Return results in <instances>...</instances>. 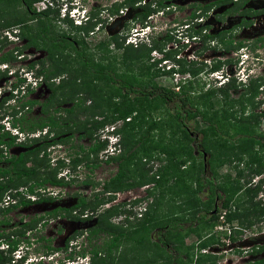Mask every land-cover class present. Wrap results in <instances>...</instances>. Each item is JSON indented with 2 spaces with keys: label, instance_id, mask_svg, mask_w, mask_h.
I'll use <instances>...</instances> for the list:
<instances>
[{
  "label": "trees",
  "instance_id": "1",
  "mask_svg": "<svg viewBox=\"0 0 264 264\" xmlns=\"http://www.w3.org/2000/svg\"><path fill=\"white\" fill-rule=\"evenodd\" d=\"M33 1L35 0H24L25 6H23V0H6V4L13 7V13H8V16H4L2 13L5 8L2 7L0 9L1 29L9 27L8 25L10 24H23L25 22L26 25L27 20H38L37 22L41 24L39 28L33 29V25L28 24L23 27H25L24 30L30 33V35H26L22 27L19 35L26 38L25 46L32 44L37 48L44 49L46 52L44 58L38 61L34 60V62L31 61L27 65L33 69L35 62L38 64V68L33 69V72L35 75H41L48 89L46 98L40 103V114L34 120L29 119L26 113L20 112L16 115L19 112L18 109L22 110L23 107L28 108L36 103V100L30 98L23 100L22 97H25L32 90L31 88L24 89L23 87L22 99L18 100L15 104L17 110H13L11 114V126L17 128L23 134L36 129L41 131L45 127L47 134L52 132L54 137L58 136L57 141L63 143L70 136V133L61 135L65 131L82 129L80 137L87 136L90 138V129L101 128L105 123H111L118 118H127V120H124L123 126L116 129V132L120 134L118 144L122 151L116 155H110L104 160V162L117 161L116 172L102 182L101 189L108 194H106L105 198H97V193L94 192L91 199H88L86 196L76 195V203L70 209L76 208L80 213L88 209L91 215H96L93 214L96 205L110 201L112 199L110 197L112 196L108 195H111V193L142 185L144 181H148V178H145L143 173H140V177L136 180L129 179L130 177L127 176V168L124 164H126V161H130L138 152L144 155L149 153L146 143L148 142L149 132L156 127L150 113L155 112L160 106L165 108L170 106V126L173 129L180 130L183 138L186 140L184 145L178 147L172 145V149H165L163 151L166 156V162L159 166L158 175H156V177L158 176V180L156 181L162 182V188L165 191H160L161 193L156 198H162L166 195L164 193H167L165 203L172 204L168 205L167 209H165L167 211L163 214L165 216H158L154 214V211H145V213L143 212L144 216L131 222L127 227H121L109 222L108 218L118 212V205H125L126 201H117L112 206L104 208L103 211L97 213V221L89 228L87 238H90L89 236L91 235H97L99 232H105L107 239L101 248L92 245L89 251V264H104V253L109 256L117 250L121 243L125 245V241L131 240V232L139 230L142 231L143 235H140L135 243L139 245V250L136 249L143 256L139 255V259L135 261V264H155L153 263L154 261L151 262L152 259L150 260L148 254L144 253V251H149L154 254V259L161 257L159 251H154L157 250L159 243L151 241L149 233L156 227L165 228L169 222L162 224L161 221L163 219H171L170 222L175 224L181 219L184 220V216L181 215L182 210L187 211V216L190 215L191 218L199 217L197 214L200 207L204 208L205 213L208 214V219L206 218L207 223L204 220H200L201 218L199 217V221H203V229L206 233L204 237H200L201 239L198 238L197 240L198 250L210 247L213 243L220 244V237L236 241L239 239L241 227L251 226L253 222L257 221L258 216L264 217V204L262 203L261 205V202L252 199L257 189H259L258 186L246 188L242 184L233 183L235 182L233 179L238 182V177H240L242 172L238 168L240 161L248 158L264 162L261 157L255 156L260 149L254 148L257 146L264 147V133H259L256 130V125L259 119L264 116V113L257 114L252 112L256 106L252 99L257 87L264 83V75L263 77L248 78L246 82L242 83L240 96L236 99L232 98L229 92L237 86L233 78H230L227 83L214 88L209 85L204 88L207 83L205 81L199 83L195 79L202 68H206L208 72L217 70L222 63H228L229 60L210 61V65L194 61L187 64L177 62L176 68H171L168 72L170 74L175 72L178 75L187 76L186 78L178 79L177 90L170 89L158 85L150 77L143 78V73L145 74L144 71L148 68L144 60L148 59V54L152 49L158 47L154 38L150 39L149 46H146L141 41L132 46L131 44L123 45L122 41L118 40L119 37L113 35L106 40L98 41L94 44V47L105 52H110L109 46L112 44L111 49L115 50L114 55L112 57L109 56V58L105 55L107 59L105 62L100 59L95 60L86 51L82 38L71 36L70 32L64 30L60 33L55 32L52 29L54 21L52 20V16H50V8L35 12L31 8V2ZM139 1L122 0L121 3L137 7L138 11L135 16L144 20L153 9L149 6V3H138L135 6L134 3ZM219 2H223V0H219ZM156 3L163 6L161 5V0H157ZM208 5L204 3L201 5L194 4L193 9L189 11L188 19L196 17L197 10L198 13L205 11ZM117 8V6L112 5L109 8V12L111 14L116 13ZM63 22L70 24L69 20H63ZM93 24L94 22H88L87 25L76 26V28L77 30L86 32ZM198 32V30H193L189 36H198ZM202 36L204 39L211 40L216 35L204 33ZM0 40L1 44H3V40ZM218 41L224 50L230 47L235 49L241 45L240 41L233 44L231 39L223 36H218ZM9 53V51H5L3 54H0V63L10 60ZM54 56L57 59H52ZM69 61L70 63H68ZM115 61L120 62L125 70L119 68V65L115 64ZM155 62L152 63L154 64ZM197 64H201V66H197ZM63 72L65 73V77L59 78L58 82L53 83L52 81H48L55 76L61 75ZM18 81L22 82L23 79L19 78ZM242 97H244L243 101ZM86 99L91 100L89 105L85 104ZM66 102H69L67 106L60 107L62 103ZM247 103L251 104L253 108L247 114H244ZM58 110H62V113H58L55 116L54 112ZM237 112L238 114H236ZM97 115L100 116V119L94 118ZM196 118H199V121H196ZM186 121H193L195 126H192V130H197L200 133L199 149H197L196 155L201 160L198 161V168L193 176L194 186L188 185L182 179L183 175H180L185 171L183 170L184 164L190 161L193 166L195 162L194 158H196L194 148L191 145L194 138L191 136V131L188 130ZM142 124L144 125L143 133L136 139L131 138L130 134L127 133L128 129L134 126L141 127ZM200 124H202V127H199ZM0 128V164L2 163L1 161L5 162L4 166L0 165V201L7 190H14L11 193L8 192L14 198L20 195V198L16 199V203L0 207L1 214L10 211L18 204L25 205L29 203V198H25L24 196L22 199V191H17V188L20 186L25 187L23 193L33 194L37 192L34 191L37 188L44 189L45 184L61 186L67 183L62 178L56 177V167H50L46 162L44 148L51 142H54L53 138L47 140L44 137L40 142L36 138H33L31 140L33 145L23 144L20 141H15L16 135L10 134L1 125ZM229 130H231V133H229ZM13 144H23L25 148L17 156L3 157L1 147H9ZM105 145L104 139L93 138L92 142L87 147H84L83 150L81 146H78L77 149L80 151L77 150V154L70 158L71 165L75 166L84 161L85 166L89 167L90 170L93 169L99 163L96 158L97 153ZM40 152H42V156H39ZM81 152H83L82 155ZM179 154L182 157H179ZM205 154L208 155L205 161L209 171L208 176L204 174V163H202V157ZM26 161H29V164H26ZM233 161H235L232 165L235 168V177H232L228 173L222 176L220 182L216 181V168L221 164L230 165ZM37 169L41 170V173ZM169 178L172 179L171 183H167ZM81 183H92V181L85 178L81 180ZM95 184H98V182L93 183V185ZM204 189H206L205 198L201 200L196 195ZM239 191H242V193L237 196L236 193ZM227 195L229 200L228 198L224 199ZM222 196H224L223 199H221ZM231 196L232 198H230ZM175 198L179 200L182 198L183 201H177ZM215 198L221 199L219 207L225 208L224 221L230 226L229 232L225 230H213V223L217 218L219 208L213 205ZM49 199L50 197L48 196H39L37 201ZM139 200L134 198L128 200L127 203L130 206L131 204H136ZM157 202H160V199H157ZM183 203L185 206L181 209ZM232 205L234 208L231 207ZM119 212H122L124 219H127L131 211L126 208H120ZM185 220L190 221L191 219L187 217ZM233 221L236 223L235 225L240 226L238 229H234ZM102 222L103 225L101 224ZM28 225H31V223H28ZM188 228L190 227L188 226ZM17 232L22 234V231ZM195 232L199 236V230ZM1 236L2 233H0ZM178 240L181 241V239ZM4 242L6 244L5 251L11 252L15 249L18 240L4 239ZM180 248L182 249V256H180L179 260L181 261L180 264H185L183 261L185 258L188 264H215L218 258L216 254L197 251L195 258L192 260V258H189L191 245L180 246ZM48 249L51 248L48 247ZM102 251L103 256H100ZM3 252L0 249V264H10V258L5 256ZM134 252L136 253L135 250ZM135 253L132 258L136 256ZM245 264H264V258Z\"/></svg>",
  "mask_w": 264,
  "mask_h": 264
},
{
  "label": "rangeland",
  "instance_id": "2",
  "mask_svg": "<svg viewBox=\"0 0 264 264\" xmlns=\"http://www.w3.org/2000/svg\"><path fill=\"white\" fill-rule=\"evenodd\" d=\"M120 1L121 0H44V3L50 7V16H52V20H54L52 29L57 33H60L63 30L71 32V36L82 38L84 45L86 46V51L89 52L91 57L95 60L100 59L105 62L107 61L105 55H107L108 58L109 56L112 57L114 55L115 50L111 49L112 44L109 46L110 52H105L104 50H99L94 47V44L98 41L106 40L113 35H117L119 37L118 40L122 41L123 45L131 44L132 46L136 45L139 41L146 44V46H149L150 39L154 38L158 47L152 49L148 54V59L144 60V63L148 68L144 71L145 74L143 73V78L145 79L150 77L151 80L155 81L158 85L175 90L178 79L186 78L187 75H178L176 73L170 74L168 71L171 68L175 69L177 62L187 64L192 63L194 60L195 62L197 60V62L201 61L208 63L210 60L222 61L229 58L228 63H222L217 71L208 72L206 68H202V71L200 70L198 72L195 79H197V82L199 83L205 81L209 86L214 88L219 86V84H222L229 74L236 80V88L229 91L231 97L236 99L240 96V90L242 89L241 83L245 81L247 75H258L263 77L264 39L259 41V39L255 37L260 36L258 38H263L264 17L259 19V24L254 25L255 27H253V29L247 30L246 28L233 27L236 23L238 14L235 15L232 13L231 16L227 15L220 20L217 17L214 18V14H219L220 9H216L214 12V9L211 10L210 6H208L205 11H201L202 14L204 12V16L200 13L196 19H188L189 10L193 9L194 4L201 5L210 0H161V5L163 6L157 5V0H145L153 9V13H149V16L145 17L144 20H141L135 16L138 11L137 7L123 5ZM142 1L143 0H141V2ZM75 3H79L86 7L92 6V15H94L95 18L100 16L99 20L94 21L96 22L95 25L88 29V31H83L84 33L82 35L73 25L74 22L69 16H67V18H69L72 22L70 21V24L68 22H63V20H68L63 18L65 16L63 10L65 8H71L72 4ZM251 4L252 5H250L249 2H246L245 7L252 9L258 8L255 7V2L251 1ZM258 4L260 8L264 7V1ZM0 5V9L2 7L5 8L2 12L4 16H8V13H13L12 5H10V7L9 4H6V0H0ZM112 5L118 7L117 14H110L108 12L107 9ZM9 9L11 10L8 11ZM23 26L22 29L25 34L30 35V33H27L24 30L25 27ZM230 26H232L231 29H229ZM14 27L15 26H11L9 28L13 29ZM9 28H0V39L3 40V44H1L2 42L0 40V54H3L5 51L10 52V61L0 63V73H2L0 75V125H2L4 129L8 128V121L12 116L11 114L13 110H17V107L13 106L18 102V100L22 98L23 100L30 98L37 101L36 104L28 107L27 110L18 109L19 112L16 114L18 115L20 112H24L29 119H32L38 114L39 103L42 102L48 94V89L46 88L45 81L41 78V75L36 74L37 77L35 79L32 78L33 75L29 76L30 70L33 71L34 68H38V64L35 62L33 69L27 66L31 61L34 62V60L44 58L43 56L45 55V50L35 46H29L30 48L24 47V49L22 46L25 40L24 38L17 37L7 41V38L10 36V32L8 31ZM220 28L223 31L226 30V33H222L218 36L226 37L231 35L237 40L244 39V46L236 51L228 50L224 52L220 51L218 47H215L214 41H218L217 35L215 36L216 38L214 36L212 37L213 40L204 39L202 36L204 33H216L218 30H221ZM193 30L199 31L197 37H189ZM22 52L23 56L19 55ZM200 53L201 55L197 56ZM54 58L55 56L52 59ZM156 60L159 61L155 62ZM115 62V64L119 65V68L125 70L120 62ZM152 62L155 63L153 64ZM68 63H70V61ZM197 66H201V64H197ZM168 67H170L169 70ZM23 71L27 72L26 76H23ZM241 71H244L245 74H240ZM61 76L65 77V73L63 72L61 75L55 76L48 81L55 83ZM20 77H23V82L18 81ZM29 78H31L30 82H28ZM23 86L24 89L31 88L32 90L29 94L25 95V97L21 98V88ZM206 87L207 86H204V88ZM243 98L244 97L241 98L242 101ZM252 100L254 104H256L252 112L257 114L262 112L264 113V83L257 87ZM90 101V99H86L85 104L89 105L91 103ZM68 103L69 102L62 103L60 107L67 106ZM251 108H253L251 104L247 103L244 114H247ZM170 112V106L167 108L160 106L155 112L150 113L156 127L149 132L148 142L146 143V148L149 149V153L144 155L141 152H138L130 161H126V164H124L127 168V176L130 177L129 179L136 180L140 177L139 174L143 173L144 177L148 178V181H144L142 185H137L111 193V195L108 196H112L110 197L112 199H110L107 203L105 202L101 205H96V209L93 211V214L97 215V213L103 211L104 208L112 206V204L117 201H126L125 205H118V212L109 217L108 221L121 227H127L131 222L144 216L145 211H154V214L162 216L165 213L167 206L172 205L165 203L167 193H164V195L166 194L165 196L162 194V198H156V196L161 193L160 191L165 192L162 188V182L156 181L158 180V176L156 177V175H158L159 166L166 162V156L163 151L165 149H172V145L174 147H178L180 145H184L186 142L180 130L173 129V127L170 126ZM58 113L61 114L62 110L54 112L55 116ZM236 114H238V112ZM94 118L100 119V116L97 115ZM124 120L125 119L118 118L111 123H105L102 127L111 126L113 123H115L118 127H121L123 126V122H125ZM195 120L199 121V118H196ZM186 125L188 126V130L191 131V136L194 138L191 145L194 148L196 158H194L195 162L193 166L190 161L184 164L183 170L185 171L180 175H183L182 179L188 185L194 186L193 176L197 171L198 161L201 160V158L196 155L197 149H199L198 144L200 140V133H198L197 130H192V126H195L193 121H186ZM199 127H202V124H200ZM14 130H11L10 132L13 133ZM256 130L259 133H264V116L259 119L258 124L256 125ZM82 131V129L73 131L75 134L71 133L69 139L65 142L61 144L59 142L54 143L53 145H48L44 148V151L46 152V162L50 167H56V177L63 176V180H66L67 178L70 179L65 186H61L59 188L52 187L49 189L51 195L56 193L59 189L61 190L56 200L48 203L41 202L39 204H31L28 206H19L6 215H0V220L2 217L8 218L9 220L8 222H3L8 223V225L0 223V233H2V236L0 237V249L4 251L3 253L5 256L10 258V264H24V262H26V264H67L71 260L79 261V259L84 263L86 261L84 255L88 258L87 263L89 264V251L92 248V245H95L98 248L104 246L103 243L107 239L105 232H99L97 235L93 236L91 235L89 236L90 238L84 237L86 234L89 235L88 230L92 225H94L95 218L89 217L88 220L84 222L81 218L77 217V215H80V211L77 210L75 213L77 218L71 217L70 219H64L62 217H54L49 220L51 217L46 215L47 211L57 206L66 207L70 205L74 201V197L76 195H85L88 199H91L94 192L97 193V198H105L106 194H108L101 189L102 182L116 172L117 161H99L98 166L91 170L89 167L84 165V161L75 166H72L70 163V158L77 154L76 152L79 150L77 149L78 146H81L83 150L84 147H87L88 144L92 142L93 138L99 139L105 136L99 128L90 129V138L87 136L80 137ZM143 131L144 125L142 124L141 127L134 126L133 128H129L127 133L130 134L131 138L136 139L143 133ZM229 133H231V130H229ZM16 136L19 139L26 137L23 133H17ZM44 137L45 139L49 138L47 136ZM44 137H42L41 140ZM24 142H26V139ZM18 150H22V148H17L16 146L9 150V152L16 153ZM106 150H109L107 139L105 147L100 150L96 156L97 160H103L101 156ZM121 151V149H119V151L117 149L113 155H116ZM40 154L43 155L42 152H40ZM82 154L83 152H81V155ZM179 157H182V155L179 154ZM207 157V154L204 155V158L202 157V163H204L205 169L204 174L206 176L209 175L207 163L205 162ZM261 158L264 160V155ZM138 159H140V161H138ZM38 172L41 173V170ZM228 173H230L231 176H234L233 169H230L229 165H219L216 168V181L220 182L222 176ZM40 176L42 175L40 174ZM83 178H87L92 181V183H81L80 181ZM171 181L172 179L169 178L167 183H171ZM233 181H235L233 183L242 184L245 187L255 188L258 186L259 189H257L256 194L252 199L254 201L261 202V205L262 203L264 204V181L255 187L253 183L245 185V182L240 181V179L238 182L234 179ZM96 182H98V184L93 185V183ZM146 185L148 186L147 188H145ZM19 188L22 189L21 187ZM205 190L206 189L200 191L196 196L203 200L205 198ZM13 191L14 190H7L6 192L11 193ZM146 193L147 197L140 198V209L138 207L135 208V206L131 208L134 204L129 203L131 205H128L127 201L130 200L131 197L146 195ZM241 193L242 191H239L236 194L238 196V194L240 195ZM223 197L224 196H222L221 199H223ZM226 198L229 200L228 195L224 197V199ZM230 198H232V196ZM157 199H160V202H157ZM221 199L216 201V206L219 207ZM175 200L180 202L183 201L182 198L180 200L175 198ZM91 202L93 201L91 200ZM184 206L185 204L183 203L181 209H183ZM120 208H126L131 211L127 219H124L123 213L119 212ZM138 209L141 211L139 212ZM204 210V208L200 207L197 215L201 218L200 220H204L205 223H207L206 218L208 219V214H206ZM221 211L222 209L219 213ZM42 212L45 213L41 216L43 222L39 221V224H37L35 228L31 227V230L28 232L25 231L24 236L21 237L22 234L17 232L21 231V228L18 226L20 220H28L31 216ZM85 213L90 214L88 209L83 211V215ZM181 215L184 216V220L181 219L177 224L170 222L171 219H163V221H161L162 224H165L164 222H166V224L169 222L165 228L156 227L150 231L149 239L153 242L159 243L157 250L154 251H159L161 255V257L154 259V254L149 251H144L145 254H148L150 260L152 259L151 262L154 261L153 263L155 264H180L181 261L179 260L180 256H182V249L180 246L185 247L191 245L192 248L189 249V258H192V260L195 258L197 251L201 252L202 249H197V240L198 238L201 239L204 237V234L206 233L203 229V221H199V217L191 218L190 215L187 216V211L182 210ZM187 217L191 220H185ZM260 218L261 216H258L257 220ZM100 220L99 222L102 221ZM232 223L233 225L236 224L234 221ZM101 224L103 225V222ZM213 224L216 227L221 225L218 221V217ZM258 224L259 223L254 224V228H252L254 230L245 228L241 232L239 239L236 241H229L220 237V244H211L210 248L212 249L207 247V252L218 256L215 264H243L247 260L252 263V260L258 258L259 256H264V251H258V247L260 248L264 245V238H260L262 236L264 237V221L262 220L260 223V229L257 228ZM188 226L190 228H188ZM222 226L227 225L222 223ZM194 230H199V236ZM130 235L132 238L130 241H125V245H122L121 243L117 250L112 252L109 256L104 253V264H135V261L139 259V255L143 256L141 252H138L140 248L139 245L135 243L136 239L140 235H143L142 231H134L131 232ZM12 238L18 240L15 249L11 252L5 251L6 244L4 239L12 240ZM66 239H68L67 246L64 245ZM178 239H181V241ZM162 240L166 242L163 241V244V242H161ZM132 245L133 248L131 249ZM47 246L52 247L53 250L50 251ZM134 253L136 256L132 258ZM20 255L24 256V259H18V256ZM80 255L83 257L80 258ZM67 256L70 259L67 258ZM100 256H103V251ZM183 261L185 264H188L186 258L183 259Z\"/></svg>",
  "mask_w": 264,
  "mask_h": 264
},
{
  "label": "flooded vegetation",
  "instance_id": "3",
  "mask_svg": "<svg viewBox=\"0 0 264 264\" xmlns=\"http://www.w3.org/2000/svg\"><path fill=\"white\" fill-rule=\"evenodd\" d=\"M36 1V0H35ZM122 1V0H121ZM120 1V2H121ZM251 1L252 2H255V7L257 8V9H252V8H248V7H245V4H246V2H249L250 3V5H252L251 4ZM262 1H264V0H223V2H219V0H210V1H207V2H204V4H209L208 6H210L211 7V10L212 9H214L213 11L215 12V10L216 9H220V13L219 14H214V18H218V19H220V20H222V18L223 17H225V16H227V15H232V13H234L235 15H237V18H236V23L234 24V28H237V27H241V28H246L247 30H249V29H253V27H255L254 25H257V24H259V19H261V18H263L264 17V7H262V8H260V6H259V4L258 3H261ZM34 3V1L33 2H31V8H33V4ZM135 4H137V2L136 3H134V5ZM121 5V4H120ZM23 6H25V2H24V0H23ZM92 6H90L89 8H90V10H91V12H92V8H91ZM111 7V6H110ZM109 7V8H110ZM233 7V8H232ZM109 8L107 9L108 10V12H109ZM34 10V9H33ZM191 10V9H190ZM189 10V11H190ZM232 10V11H231ZM35 11V10H34ZM198 11V10H197ZM196 11V12H197ZM35 12H37V11H35ZM117 12H118V8H117V11H116V13H113V14H117ZM110 13V12H109ZM111 14V13H110ZM99 15H100V13H99ZM92 16V22H94L95 20H99L100 19V16H97L96 18L94 17V15H91ZM36 18H37V16H36ZM38 20H36V19H32V20H27L26 21V25H28V24H32L33 25V29H35L36 27L37 28H39V26L41 25L39 22H37ZM54 21V20H53ZM253 21V22H252ZM91 22V23H92ZM95 23L96 22H94V24L92 25V27L95 25ZM26 26L25 25V22H23V24L22 23H20V24H14V25H11V26H16L17 27V30H18V32H17V35H18V37L19 38H24L25 40H24V43L22 44V46H23V48L24 47H29V46H34V45H27V46H25V42H26V38L25 37H21L19 34L21 33V27L22 26ZM11 26H9V27H11ZM9 27H7V28H9ZM76 27V26H75ZM231 27L232 26H230V28L229 29H231ZM264 28V27H263ZM90 29V28H89ZM221 29V28H220ZM88 31V30H87ZM79 32L81 33V35L84 33L83 32V30H79ZM71 33V32H70ZM222 33H226V30H218L216 33H211V34H213V35H220V34H222ZM40 35H41V33H39ZM258 37H260V36H257V37H255V38H257V39H259V41L261 40V39H264V32H263V35H262V37L263 38H258ZM226 38H228V39H231L232 40V43L234 44V42H237V41H240L241 42V45H239V47L238 48H235V49H232V47H230L229 49H226V50H224L223 49V46L219 43V41H214V43H215V47H218L219 49H220V51H228V50H233V51H236V50H238V49H240L242 46H244V39L242 40V39H239V40H237V39H235V38H233L231 35H229V36H226ZM254 38V39H255ZM211 40H213V38L211 39ZM215 40V39H214ZM30 48V47H29ZM31 48H33V47H31ZM25 49V48H24ZM19 51H21V50H19ZM19 55H21V56H23V52L22 53H20ZM45 55H46V52H45ZM45 55L43 56V57H45ZM199 55H201V53L200 54H198L197 56H199ZM56 56V55H55ZM227 59V58H226ZM229 59V58H228ZM227 59V60H228ZM225 60V59H224ZM10 61V60H9ZM37 61H38V59H37ZM210 61H215V60H210ZM210 61L208 62V63H206V62H201V63H206V64H209L210 65ZM193 62V61H192ZM194 62H195V60H194ZM196 62H197V60H196ZM199 62V61H198ZM197 62V63H198ZM35 69V68H34ZM35 77H37V76H35ZM62 77V76H61ZM60 77V78H61ZM54 78V77H53ZM59 79V78H58ZM58 79H57V81L56 82H58ZM55 82V83H56ZM54 83V82H53ZM36 103H37V101H36ZM35 103V104H36ZM41 103V102H40ZM40 103H39V107H38V114H37V116L40 114V112H39V108H40ZM34 105V104H33ZM28 108L27 107H23V109L22 110H27ZM22 113H24V112H22ZM37 116L35 117V118H32L33 120L34 119H37ZM31 119V118H30ZM42 131V132H41ZM41 131H39V130H34V131H32V132H25V136L26 137H23V139H19V138H17V136H16V138H15V141L16 142H21V143H25V144H29V145H33V142H31V140L33 139V138H36L37 139V141H41V138L42 137H44V136H47V137H49L47 140H49L50 138H53L52 140H54V142H51L50 144H49V146H51V145H53L54 143H58V141H57V138H58V136H53V133L52 132H50V133H48L47 134V129L44 127ZM20 133V132H19ZM71 134V133H73V131L72 130H68V131H65V132H63L61 135H65V134ZM73 134H75V133H73ZM17 139V140H16ZM26 139V142H24V140ZM51 140V141H52ZM60 144H61V142H59ZM23 144H13V145H11V146H9V147H4V146H2L1 147V153H2V156L3 157H5V158H9V157H11V156H17L19 153H21L23 150H24V146H23ZM59 145V144H58ZM17 146V148H22V150H18L16 153H11V152H9V150H11L12 148H14V147H16ZM254 148H256V149H260L259 150V152L257 153V154H255V156L256 157H262L264 154V152H263V148L264 147H259V146H257V147H254ZM98 154V153H97ZM39 156H42L41 154L39 155ZM102 156H104V157H102ZM102 156H101V158H103V160L102 159H100V160H98V161H104L105 160V158H107L108 156H110V154H102ZM113 156V155H112ZM2 163L0 164V165H2V166H4L5 165V162L4 161H1ZM235 163V161H233L230 165H229V168L230 169H233V175L234 176H232V177H235V168H233V164ZM26 164H29V161H26ZM228 165V164H227ZM98 166V165H97ZM96 166V167H97ZM238 168H240L241 169V175H240V177H238V180L240 179V181H242V182H245L244 184L246 185V184H251V183H253L254 184V187L256 186V185H258V184H261L263 181H264V162H258L257 160H254V159H244L243 161H240V163H239V166H238ZM38 170V169H37ZM39 171V170H38ZM60 178H62L63 179V176H59ZM65 177V176H64ZM109 178V177H108ZM83 179H85V178H83ZM83 179H81V180H83ZM63 181H66V182H68V181H70V179L69 178H67L66 180H63ZM81 182V181H80ZM65 184H67V183H65ZM65 184L64 185H61V186H65ZM46 186L44 187V189H40V188H37V189H35L34 191H37V192H34L33 194H25V193H23V190L25 189V187L24 186H20L22 189H20V188H17V191H22V195H23V197H22V199L24 198V196L25 195H32V198L30 199L29 198V203H27V204H18V205H16L13 209H11L10 211H12V210H14V209H16L17 207H19V206H28V205H31V204H39V203H48V202H54L55 200H56V198L59 196V192L61 191L60 189L56 192V193H54V194H50L51 192H49L50 190V188H52V187H61V186H50V185H48V184H45ZM245 187V186H244ZM246 188H250V187H246ZM6 192V191H5ZM5 192H4V194H5ZM4 194H3V196H2V198H1V200H3V198H4ZM10 195V194H9ZM20 196V195H19ZM19 196H17L16 198H14V197H12L11 195H10V200H12L13 202L12 203H16V201L20 198ZM39 196H48V197H50V199L49 200H43V201H37V199H38V197ZM82 196H85V195H82ZM76 196L74 197V201L70 204V205H68V206H66V207H61V206H57V207H55V208H53V209H50L49 211H47L46 212V215L47 216H49V217H51L49 220H51L52 218H56V217H62V218H64V219H70L71 217H74V218H76V216H75V213H76V210L78 211V209H76V208H72V209H70L72 206H73V204H75L76 203ZM17 199V200H16ZM218 199H216L215 198V200H214V203H213V205L214 206H216V201H217ZM9 204H11V202H8V203H6L5 205H3L4 207H6L7 205H9ZM220 205V204H219ZM2 206V207H3ZM217 207V206H216ZM231 207H233L234 208V206L232 205ZM220 208H222V207H220ZM219 208V209H220ZM224 208V207H223ZM64 209V210H63ZM218 209V210H219ZM10 211H8V212H6V213H3V214H1L0 213V215L1 216H3V215H6L7 213H9ZM218 212V211H217ZM73 213V214H72ZM43 214H45L44 212H42V213H37L36 215H34V216H31V218H29L28 220H25V219H22V220H20V223H19V227L21 228V231H22V236L21 237H23L24 236V234H25V231H30L31 230V227H33V228H35L36 227V225L37 224H39V221H42L43 219L41 218V216L43 215ZM83 212L82 213H80V215H77V217L78 218H81V220L82 221H87L88 220V218L89 217H93V218H95V222H94V224L96 223V215H91V212H90V214H88V213H85L83 216ZM81 216V217H80ZM32 220V221H31ZM48 220V221H49ZM257 220V219H256ZM262 220L264 221V217L263 216H261V218L260 219H258L256 222H253L252 224H251V226H249V227H241L240 228V231L242 232L245 228L246 229H249V230H254V229H252V228H254V224H257V223H259L258 225H257V228L258 229H260V223L262 222ZM1 222L0 223H2V224H4V225H8V223H3V222H8L9 220H8V218H4V217H2L1 218V220H0ZM78 221H80V220H78ZM43 222V221H42ZM28 223H31V225H33V226H31V225H28ZM1 225V224H0ZM43 226V225H42ZM93 226V225H92ZM91 226V227H92ZM240 226H237V225H234V229H238ZM86 233V232H85ZM241 234V233H240ZM240 234H239V236H240ZM87 236H88V234H86L84 237H86L87 238ZM261 239L262 238H264L263 236L262 237H260ZM12 239H14V238H12ZM71 239V238H70ZM69 239V240H70ZM264 240V239H263ZM67 241H68V239H66V242H65V246H67ZM51 245V244H50ZM47 247H49V246H47ZM51 249H49L50 251H52L53 250V248L52 247H50ZM261 249V250H260ZM258 251L260 252H263L264 251V245H262L260 248L258 247ZM67 258H69L68 256H67ZM261 258H264V256L262 255V256H259L258 258H256V259H254V260H258V259H261ZM70 259V258H69ZM254 260H252V262L254 261ZM249 261L247 260L245 263H248ZM245 263H243V264H245Z\"/></svg>",
  "mask_w": 264,
  "mask_h": 264
},
{
  "label": "clouds",
  "instance_id": "4",
  "mask_svg": "<svg viewBox=\"0 0 264 264\" xmlns=\"http://www.w3.org/2000/svg\"><path fill=\"white\" fill-rule=\"evenodd\" d=\"M37 1H42L43 3H44V0H36V1H34V3L35 2H37ZM34 3L32 4L33 5V9L35 10V11H37V12H39L40 10H43V9H46V8H50L49 7V5H45V3H44V7L42 8V9H40V10H36V8H35V6H34ZM146 4V3H148V2H146L145 0H143L142 2H141V0L139 1V2H137V4ZM137 4H135V6L137 5ZM63 12H64V17L63 18H66V19H68L69 21H71V20H73V25L74 26H83V25H87L88 24V22L89 23H91L92 22V12H91V10H90V8L89 7H86V6H83V5H81V4H79V3H75V4H72V7L71 8H69V9H67V8H65L64 10H63ZM153 13V12H152ZM206 13V12H205ZM198 14H200V13H198V11L196 12V17H194L193 19H196L199 15ZM202 16H204L203 14H201ZM67 16H69L70 17V19L69 18H67ZM149 16V15H148ZM72 22V21H71ZM147 26V25H146ZM15 30V31H14ZM8 31L10 32V36L7 38V41H10L11 39H13V38H17L18 37V35H17V32H18V30H17V27L15 26L13 29L12 28H9L8 29ZM15 34H14V33ZM147 35H148V33H147ZM189 37H197V35H195V36H189ZM143 38V37H142ZM160 59H162V58H160ZM169 68L170 67H168V70H169ZM218 70V69H217ZM217 70H213V71H217ZM213 71H209V72H213ZM23 73H24V75L23 76H26V74H27V72L26 71H23ZM175 73V72H174ZM172 74V73H171ZM177 74V73H176ZM240 74H245V72L244 71H241V73ZM31 75H33V79H35L36 77V75L34 74V72L33 71H31L30 70V74H29V76H31ZM238 75V74H237ZM256 76H258V75H247L246 76V78H245V81L244 82H246L247 80H248V78H254V77H256ZM21 78V77H20ZM230 78H233L231 75H227V77H226V79H225V81L222 83V84H219V85H223V84H225V83H227L228 81H229V79ZM22 79H23V77H22ZM234 79V78H233ZM30 80H31V78H29L28 79V82H30ZM235 80V79H234ZM240 80V79H239ZM23 81H24V79H23ZM22 81V82H23ZM241 81V80H240ZM235 82H236V80H235ZM243 82V83H244ZM242 84V83H241ZM177 86V85H176ZM205 86H208V84H206ZM24 87V86H23ZM24 90V89H23ZM175 90H177V87H176V89ZM23 92V91H22ZM22 95V94H21ZM21 97V96H20ZM13 107H15V104H14V106ZM8 123H9V125H8V128H7V130L9 131V133L10 134H13V135H16L17 133H19V131L17 130V128H15V127H12L11 126V123H10V120L8 121ZM2 126V125H1ZM3 127V126H2ZM118 128V126L117 125H115V123H113V124H111V126H105V127H101V128H99V129H101V131L105 134V136L103 137V138H99V140H102V139H104L105 140V142H106V139L108 140V145H109V147H111L112 148V150L111 151H105L103 154H110V155H113V153L118 149V151H119V149H120V147H119V140H120V135H119V133L118 132H116V129ZM3 129H4V127H3ZM15 129V130H14ZM0 130H1V128H0ZM11 130H14V132L12 133V132H10ZM21 133V132H20ZM22 134V133H21ZM148 186L146 185L145 186V188H147ZM142 197H147V194L146 195H142V196H133V197H131V199H134V198H137V199H140V198H142ZM145 199V198H144ZM0 204H2V200L0 201ZM135 206V208H140V206H141V200H139V202H137L136 204H134L132 207H134ZM85 256V258H86V261L83 263L82 261H80V259H79V261H77V260H71V261H69L67 264H88L87 263V261H88V258L86 257V255H84ZM83 256L82 255H80V258H82ZM18 259H24V256H22V255H20V256H18ZM24 264H26V262H24Z\"/></svg>",
  "mask_w": 264,
  "mask_h": 264
},
{
  "label": "built area",
  "instance_id": "5",
  "mask_svg": "<svg viewBox=\"0 0 264 264\" xmlns=\"http://www.w3.org/2000/svg\"><path fill=\"white\" fill-rule=\"evenodd\" d=\"M34 6H35L36 10H40V9H42L44 7V3L42 1H37V2L34 3ZM21 89L23 90V87ZM125 120H127V118ZM111 150H112V148L109 147V150H107V151H111ZM25 198H30L31 199L32 198V195H25ZM8 202H11L12 203L13 201L10 200V195H9L8 192H6L5 195H4V198L2 200V204H0V207H2L3 205H5ZM139 209H138V211L140 212L141 210H139ZM221 209H222V211L219 213V211ZM219 211L217 212V217H218V221H219V223L221 225H219L217 227L216 226H213L214 227L213 230H225L226 232H229L230 226L224 221L225 208H220ZM222 223L226 224L227 226H222ZM222 239L229 240L228 238H222ZM210 247H208V248H210ZM207 249L206 248L205 249H202L201 252H207ZM210 249H212V248H210Z\"/></svg>",
  "mask_w": 264,
  "mask_h": 264
},
{
  "label": "water",
  "instance_id": "6",
  "mask_svg": "<svg viewBox=\"0 0 264 264\" xmlns=\"http://www.w3.org/2000/svg\"><path fill=\"white\" fill-rule=\"evenodd\" d=\"M203 158H204V155H203Z\"/></svg>",
  "mask_w": 264,
  "mask_h": 264
},
{
  "label": "bare ground",
  "instance_id": "7",
  "mask_svg": "<svg viewBox=\"0 0 264 264\" xmlns=\"http://www.w3.org/2000/svg\"><path fill=\"white\" fill-rule=\"evenodd\" d=\"M220 86V85H219ZM217 87V86H216Z\"/></svg>",
  "mask_w": 264,
  "mask_h": 264
}]
</instances>
